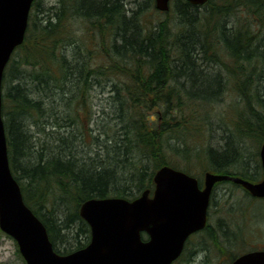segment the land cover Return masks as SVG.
<instances>
[{"label":"trees","instance_id":"16d2710c","mask_svg":"<svg viewBox=\"0 0 264 264\" xmlns=\"http://www.w3.org/2000/svg\"><path fill=\"white\" fill-rule=\"evenodd\" d=\"M153 1L33 0L23 42L5 66L10 169L59 254L89 242L84 200L151 191L162 165L195 176L176 163L194 160L212 172L261 177L264 0H171L172 25L146 19ZM97 87L110 93L93 133ZM218 227L227 237L222 221ZM202 230L214 238L208 224ZM187 242L175 263H197ZM237 245L222 244L227 262L248 251Z\"/></svg>","mask_w":264,"mask_h":264},{"label":"water","instance_id":"95a60500","mask_svg":"<svg viewBox=\"0 0 264 264\" xmlns=\"http://www.w3.org/2000/svg\"><path fill=\"white\" fill-rule=\"evenodd\" d=\"M202 5L207 0H186ZM33 0H0V230L11 236L26 264H172L188 236L205 227L213 185L229 180L251 196L264 198V141L259 149L262 177L250 181L240 176L206 171L203 187L196 177L169 165L153 174L154 189L132 200L123 197L89 198L79 206L90 227L87 245L67 254L53 249L42 221L24 202L10 169L1 114L4 68L24 39ZM167 11L170 0H154ZM146 234V239L142 238ZM230 264H264V249L250 250Z\"/></svg>","mask_w":264,"mask_h":264},{"label":"rangeland","instance_id":"374dc122","mask_svg":"<svg viewBox=\"0 0 264 264\" xmlns=\"http://www.w3.org/2000/svg\"><path fill=\"white\" fill-rule=\"evenodd\" d=\"M144 2V0H139ZM144 13L146 19L157 25L161 21H167L169 25L173 23V13L171 11L161 12L154 7L153 3L145 8ZM176 20V19H175ZM230 24H233L234 17H229ZM93 99L91 100L92 121L90 123L93 133L99 131L100 122L103 121L101 110L107 111L106 101L110 93L107 88L97 87L93 90ZM231 91L227 92L223 99L230 100ZM225 101V100H223ZM225 104V103H224ZM98 121V122H97ZM96 123V124H95ZM98 126V127H96ZM259 157V156H258ZM179 167L187 165L191 172L195 174L201 183L203 175L209 169H202L200 164L191 160L189 165L178 159L176 161ZM250 195V194H249ZM222 221L223 228L227 230V237L220 231L218 222ZM208 232H213V236H209L204 230L193 234L187 242V252L193 253L197 259L195 264H229L226 260L229 258L226 252H223L222 244L231 245L230 249L235 251L232 245L238 243V248L249 250L252 248H262L264 246V198L252 197L245 193L244 188L229 180L216 183L210 195V204L208 208ZM235 234L236 240L232 237ZM227 238V239H226ZM213 239L212 243L211 240ZM207 241L208 251L206 256L200 252V243ZM236 241L235 244L233 242ZM239 251V252H241ZM203 255L205 260H203ZM21 254L15 240L0 230V264H23ZM24 261V259H23ZM202 261V262H201ZM176 262V261H175ZM174 264H177L175 263ZM182 264V262L178 263Z\"/></svg>","mask_w":264,"mask_h":264},{"label":"bare ground","instance_id":"6f19581e","mask_svg":"<svg viewBox=\"0 0 264 264\" xmlns=\"http://www.w3.org/2000/svg\"><path fill=\"white\" fill-rule=\"evenodd\" d=\"M215 173H218V172H215Z\"/></svg>","mask_w":264,"mask_h":264}]
</instances>
